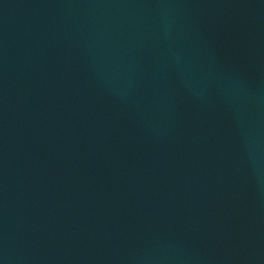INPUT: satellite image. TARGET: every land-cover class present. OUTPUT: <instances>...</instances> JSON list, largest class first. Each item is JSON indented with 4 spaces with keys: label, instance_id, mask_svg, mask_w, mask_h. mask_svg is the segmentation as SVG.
I'll return each instance as SVG.
<instances>
[{
    "label": "water",
    "instance_id": "water-1",
    "mask_svg": "<svg viewBox=\"0 0 264 264\" xmlns=\"http://www.w3.org/2000/svg\"><path fill=\"white\" fill-rule=\"evenodd\" d=\"M0 264H264V0H0Z\"/></svg>",
    "mask_w": 264,
    "mask_h": 264
}]
</instances>
